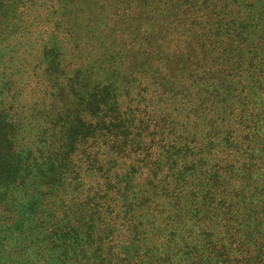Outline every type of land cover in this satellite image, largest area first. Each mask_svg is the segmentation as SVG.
Returning <instances> with one entry per match:
<instances>
[{
  "label": "trees",
  "instance_id": "16d2710c",
  "mask_svg": "<svg viewBox=\"0 0 264 264\" xmlns=\"http://www.w3.org/2000/svg\"><path fill=\"white\" fill-rule=\"evenodd\" d=\"M0 264H264V0H0Z\"/></svg>",
  "mask_w": 264,
  "mask_h": 264
}]
</instances>
